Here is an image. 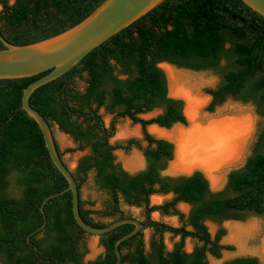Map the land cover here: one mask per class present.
<instances>
[{"label":"trees","instance_id":"obj_1","mask_svg":"<svg viewBox=\"0 0 264 264\" xmlns=\"http://www.w3.org/2000/svg\"><path fill=\"white\" fill-rule=\"evenodd\" d=\"M105 1L0 0V34L13 45L42 41L78 25ZM162 63L222 77L218 88L206 91L212 97L208 111L232 97L254 102L264 117V16L242 0H166L66 74L38 88L30 104L51 127L67 167L65 154L85 152L75 170L68 168L77 182L79 212L87 225L103 229L134 218L123 204L143 209L144 220H138L145 228L119 245L120 264H210L209 256L221 258L234 247L222 243L224 228L213 237L207 220L222 224L248 215L264 216V127L253 155L231 171L223 191H213L200 170L163 175L174 146L152 135L148 127L171 129L187 125V118L183 101L169 96ZM47 73L0 80V264H115L116 241L135 226L125 224L99 236L104 253L86 261L89 233L74 217L72 193L64 192L69 184L53 163L39 125L22 108L26 88ZM103 108L113 115L109 125L100 113ZM155 109L163 113L141 117ZM121 119L141 125L143 140L112 144ZM55 125L75 148L60 149ZM133 148L143 151L147 167L130 174L115 153ZM91 173L96 190L105 195L100 209L82 194ZM170 193L171 200L151 203L152 196ZM181 203L192 206L188 216L178 209ZM155 212L177 216L182 225L154 220ZM145 229L153 231L149 251ZM165 234L179 237L172 250L167 249ZM188 239L197 241L191 253L186 251ZM225 264L264 263L247 256Z\"/></svg>","mask_w":264,"mask_h":264},{"label":"rangeland","instance_id":"obj_2","mask_svg":"<svg viewBox=\"0 0 264 264\" xmlns=\"http://www.w3.org/2000/svg\"><path fill=\"white\" fill-rule=\"evenodd\" d=\"M159 67L165 72L167 77L168 92L170 97H174L183 101V112L187 118V125L175 124L168 132L173 130H182L189 132V129L196 126L199 129L209 128L212 124L225 121L231 122H243L247 119L250 121L249 135L244 140L242 146L238 147L232 155V159L227 160L225 163H221L215 168L214 173L208 176L213 184V191H223L228 182V175L231 171L239 169L244 166L245 162L254 153L256 143L259 138V132L264 127V117L258 112V106L254 102H244L240 99L229 97L223 104L218 105L213 112L208 111V107L212 101V97L207 94L208 89H216L222 84V77L211 71H194L185 68H179L171 64L162 63ZM172 69L177 74L179 82L174 84L169 78L167 69ZM178 89H174L176 87ZM182 90V91H181ZM172 92V93H171ZM177 92V93H175ZM182 94H181V93ZM190 94V99L185 98L184 93ZM180 93V94H179ZM192 97V98H191ZM196 103L199 105V118L192 122L187 115V104ZM100 113L104 117V121L107 125L110 124L113 115L106 112L103 108ZM162 109H155L148 114L141 115L144 119H150L162 114ZM245 118V119H244ZM227 119V120H224ZM240 121H239V120ZM233 120V121H232ZM236 120V121H235ZM242 120V121H241ZM156 125L148 127V131L157 138H163L171 142L174 146V156L171 161L168 162L167 168L162 172L163 175H185L194 170H200L205 172L202 168H193L190 171H173L172 164L176 160L177 142L176 140L165 138L160 136L157 132ZM56 139L59 143L62 151L68 148H75L76 144L73 140L63 132H61L57 125L54 127ZM130 139L143 140L142 127L139 124H134L129 119H121L117 125V131L115 136L111 139L112 144H124ZM143 146L147 144L142 142ZM241 145V144H240ZM117 161L121 163L122 168L130 173L135 174L147 167V159L144 156L142 150L133 148L126 152L124 150L116 151ZM85 155V152H74L65 154L64 160L71 170H75L78 164V160ZM207 175V174H206ZM14 196H18V191L12 193ZM82 194L84 199L92 200L96 203L94 209H100L102 207V201L105 195L98 192L95 188L94 173H91L90 179L87 185L83 187ZM173 198V194L167 195H154L151 197V203L153 205L163 204ZM123 208L127 214L137 218L141 221L144 220V211L142 208L130 207L123 204ZM178 209L186 216L189 215L192 206L189 204L181 203L178 205ZM154 220L161 221L179 227L182 225L179 217L177 216H162L160 213L155 212L152 215ZM206 225L214 237L220 228H224L227 233L222 240L224 245H231L234 247L232 251H224L221 258H215L209 256L210 264H225L238 257H258L264 263V216L248 215L243 220H229L222 224L213 220H207ZM145 242L147 251L150 250V241L153 236L151 229L144 230ZM179 241V237H174L171 234H165V243L168 250H172L174 244ZM197 244V241L188 239L186 241V251L191 253ZM87 245L89 253L86 257V261H94L104 253V247L100 244V237L95 235H87Z\"/></svg>","mask_w":264,"mask_h":264},{"label":"water","instance_id":"obj_3","mask_svg":"<svg viewBox=\"0 0 264 264\" xmlns=\"http://www.w3.org/2000/svg\"><path fill=\"white\" fill-rule=\"evenodd\" d=\"M164 1L166 0H106L88 18L73 28L54 37L27 45H13L0 34V42L5 46L4 49H0V80L29 78L48 72L26 88L22 96V108L39 125L53 163L69 184L64 192L72 193L73 214L78 225L87 233L95 236L107 234L125 224L135 226L133 231L116 241L115 250L118 261L115 264H120L122 261L119 245L143 230L145 225L138 219L125 218L115 221L106 228L96 229L83 221L79 212L77 182L72 171L59 156L51 127L45 118L31 106L30 97L38 88L66 74L94 49L135 23ZM242 1L255 12L264 16V0ZM194 171L185 175H191ZM203 173L213 188L209 177L205 172ZM170 176H178V174ZM56 196L58 194L46 198L43 205Z\"/></svg>","mask_w":264,"mask_h":264},{"label":"bare ground","instance_id":"obj_4","mask_svg":"<svg viewBox=\"0 0 264 264\" xmlns=\"http://www.w3.org/2000/svg\"><path fill=\"white\" fill-rule=\"evenodd\" d=\"M167 72L169 78L171 77L172 79L171 81L177 84L179 82L178 73L176 74L171 68L167 69ZM184 96L190 99L191 95L185 92ZM187 105L188 118L195 122L200 117L198 113L200 107L196 103H188ZM250 125L249 119L238 123L230 120L222 122L221 120L206 129H199L194 126L189 129V132L182 130L168 132L165 129L157 128L156 133L177 142L176 160L172 164L173 171H190L198 167L202 168L207 176H211L217 166L232 159L236 149L242 146L249 135Z\"/></svg>","mask_w":264,"mask_h":264}]
</instances>
